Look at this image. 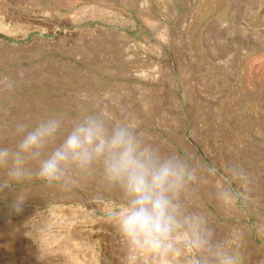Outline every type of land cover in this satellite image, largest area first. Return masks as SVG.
Here are the masks:
<instances>
[{
	"label": "rangeland",
	"instance_id": "374dc122",
	"mask_svg": "<svg viewBox=\"0 0 264 264\" xmlns=\"http://www.w3.org/2000/svg\"><path fill=\"white\" fill-rule=\"evenodd\" d=\"M82 102L214 164L245 195L226 215L197 181L187 207L217 240L239 228L243 264H264V0H0V143L14 120ZM20 191L0 187V264H144L107 222L113 194L37 185L17 212Z\"/></svg>",
	"mask_w": 264,
	"mask_h": 264
},
{
	"label": "clouds",
	"instance_id": "9594fccd",
	"mask_svg": "<svg viewBox=\"0 0 264 264\" xmlns=\"http://www.w3.org/2000/svg\"><path fill=\"white\" fill-rule=\"evenodd\" d=\"M8 135L0 143V187L21 189L17 212L34 186L70 190L91 183L114 196L106 219L127 256L144 264H176L179 254L180 264H243L239 228L217 240L208 217L190 211L187 200L193 183L211 182L218 206L230 215L245 193L235 192L211 162L194 167L189 157L159 147L134 116L82 102L71 115L44 109L14 120ZM236 178L243 180L242 170Z\"/></svg>",
	"mask_w": 264,
	"mask_h": 264
},
{
	"label": "bare ground",
	"instance_id": "6f19581e",
	"mask_svg": "<svg viewBox=\"0 0 264 264\" xmlns=\"http://www.w3.org/2000/svg\"><path fill=\"white\" fill-rule=\"evenodd\" d=\"M224 1V0H223ZM146 18V17H145Z\"/></svg>",
	"mask_w": 264,
	"mask_h": 264
}]
</instances>
